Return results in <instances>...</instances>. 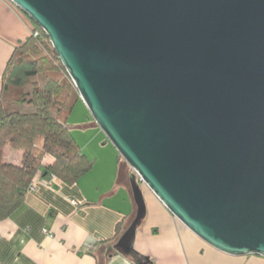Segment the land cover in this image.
Listing matches in <instances>:
<instances>
[{"label": "water", "instance_id": "95a60500", "mask_svg": "<svg viewBox=\"0 0 264 264\" xmlns=\"http://www.w3.org/2000/svg\"><path fill=\"white\" fill-rule=\"evenodd\" d=\"M9 1L168 212L218 252L264 258V0Z\"/></svg>", "mask_w": 264, "mask_h": 264}, {"label": "crops", "instance_id": "0c3cea01", "mask_svg": "<svg viewBox=\"0 0 264 264\" xmlns=\"http://www.w3.org/2000/svg\"><path fill=\"white\" fill-rule=\"evenodd\" d=\"M32 29L18 7L0 0V91L9 59ZM68 125L80 152L94 160V166L73 185L37 173L20 208L0 221V264H264L260 256L233 257L211 248L142 183L144 214L132 229L127 249L118 251L107 240L119 223L127 228L134 214L127 172L81 100ZM6 153L10 164H20V153ZM52 162L46 156L43 166Z\"/></svg>", "mask_w": 264, "mask_h": 264}, {"label": "trees", "instance_id": "16d2710c", "mask_svg": "<svg viewBox=\"0 0 264 264\" xmlns=\"http://www.w3.org/2000/svg\"><path fill=\"white\" fill-rule=\"evenodd\" d=\"M30 21L31 34L9 59L0 91V221L20 208L38 172L73 185L94 166V160L80 152L68 125L79 94L45 33ZM34 32L39 36L34 37ZM7 147L21 153L19 165L3 161ZM46 156L53 159L49 166H43ZM118 159L120 168L127 172L125 181L134 214L129 226L119 223L107 242L123 251L117 244L138 224L143 210L134 192V185L141 182L120 156Z\"/></svg>", "mask_w": 264, "mask_h": 264}, {"label": "rangeland", "instance_id": "374dc122", "mask_svg": "<svg viewBox=\"0 0 264 264\" xmlns=\"http://www.w3.org/2000/svg\"><path fill=\"white\" fill-rule=\"evenodd\" d=\"M6 149H8L9 151H10V153L12 152V153H19V152H16V151H14V150H12V149H10V148H6ZM21 154V153H20ZM11 157V156H10ZM11 159V158H10ZM7 160H9V155L6 153L5 154V150H4V153H3V161L5 162V163H9ZM12 161H13V159H11Z\"/></svg>", "mask_w": 264, "mask_h": 264}, {"label": "built area", "instance_id": "2783aa9c", "mask_svg": "<svg viewBox=\"0 0 264 264\" xmlns=\"http://www.w3.org/2000/svg\"><path fill=\"white\" fill-rule=\"evenodd\" d=\"M33 35H34V37H38L39 35H38V33L37 32H34V33H32ZM51 178H53V176H51ZM31 188V187H30ZM30 190V189H29Z\"/></svg>", "mask_w": 264, "mask_h": 264}]
</instances>
